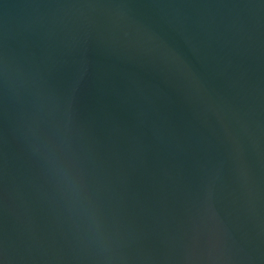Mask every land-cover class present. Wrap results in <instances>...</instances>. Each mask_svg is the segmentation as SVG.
I'll return each instance as SVG.
<instances>
[{
    "label": "water",
    "instance_id": "95a60500",
    "mask_svg": "<svg viewBox=\"0 0 264 264\" xmlns=\"http://www.w3.org/2000/svg\"><path fill=\"white\" fill-rule=\"evenodd\" d=\"M264 264V0H0V264Z\"/></svg>",
    "mask_w": 264,
    "mask_h": 264
},
{
    "label": "clouds",
    "instance_id": "9594fccd",
    "mask_svg": "<svg viewBox=\"0 0 264 264\" xmlns=\"http://www.w3.org/2000/svg\"><path fill=\"white\" fill-rule=\"evenodd\" d=\"M60 149V143H54L51 148L50 163L54 174L70 204L79 210L88 228L94 232L96 242L101 251L106 254L104 256L106 264H113L115 257L108 254L111 252V246L109 238L104 233L99 212L91 204L82 181L74 174L71 165L65 163L58 155Z\"/></svg>",
    "mask_w": 264,
    "mask_h": 264
}]
</instances>
